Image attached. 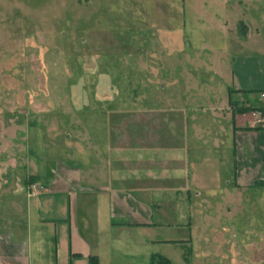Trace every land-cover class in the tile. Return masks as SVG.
Listing matches in <instances>:
<instances>
[{"label": "rangeland", "instance_id": "rangeland-1", "mask_svg": "<svg viewBox=\"0 0 264 264\" xmlns=\"http://www.w3.org/2000/svg\"><path fill=\"white\" fill-rule=\"evenodd\" d=\"M256 30L264 42V0H0V196L25 180L31 190L39 165L76 161L109 169L115 186L122 175L132 187L161 183L168 210L183 188L192 253L207 252L194 264L227 262L226 239L244 258L264 253V196H240L218 168L230 61L255 49L244 39ZM176 155L184 174L155 181L161 158L171 170ZM215 230L222 244L204 240Z\"/></svg>", "mask_w": 264, "mask_h": 264}, {"label": "crops", "instance_id": "crops-1", "mask_svg": "<svg viewBox=\"0 0 264 264\" xmlns=\"http://www.w3.org/2000/svg\"><path fill=\"white\" fill-rule=\"evenodd\" d=\"M245 38L244 45L255 49L232 57L228 90L237 104L264 111V42L258 30ZM223 104L232 124L224 131H228L230 141L229 153L224 155L228 166L218 168L228 169L240 196L247 192L264 196V129L253 126L252 111L233 112L229 99H223ZM211 126L203 131L205 135L211 134ZM162 158L154 169L158 175L155 181L168 173L184 174L181 157L176 155L173 161L177 164L171 170ZM205 160L209 159L202 157ZM108 170L55 160L39 165L30 176L40 187L33 193L26 190L25 180L1 195L0 264H90V257H96L97 264H151L158 256L170 264H194L193 259L207 257L206 251L200 256L192 253V214L185 210L189 203L182 197L183 188L171 193L168 210L157 194L164 189L161 183L151 186L139 177L132 187L130 176L122 175L115 186L108 181ZM238 203L242 205L243 200ZM209 208L210 205L203 206L202 210L206 229L213 220ZM203 238L224 242L223 233L216 230L213 234L208 231ZM225 244L229 245V253H221L227 260L224 264H264L263 252L253 248L247 259L236 242L226 239Z\"/></svg>", "mask_w": 264, "mask_h": 264}, {"label": "trees", "instance_id": "trees-1", "mask_svg": "<svg viewBox=\"0 0 264 264\" xmlns=\"http://www.w3.org/2000/svg\"><path fill=\"white\" fill-rule=\"evenodd\" d=\"M229 105L233 108V112L235 113H247L253 110H260V108L254 107V106H245L243 104H237L235 101H232L229 99ZM34 183V180L30 178V180L27 181V184ZM90 264H97V258L96 257H90L89 258ZM151 264H170V262L161 256H158L156 261L152 260Z\"/></svg>", "mask_w": 264, "mask_h": 264}, {"label": "built area", "instance_id": "built-area-1", "mask_svg": "<svg viewBox=\"0 0 264 264\" xmlns=\"http://www.w3.org/2000/svg\"><path fill=\"white\" fill-rule=\"evenodd\" d=\"M261 97H264V93L261 94ZM253 117V126L259 125L262 129H264V111L262 110H253L252 111ZM37 186L32 184L30 192L33 193Z\"/></svg>", "mask_w": 264, "mask_h": 264}]
</instances>
